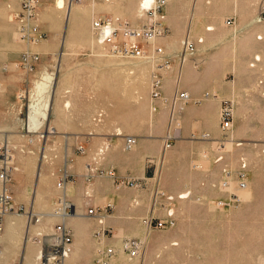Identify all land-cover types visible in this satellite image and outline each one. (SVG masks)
Listing matches in <instances>:
<instances>
[{
  "label": "rangeland",
  "instance_id": "rangeland-1",
  "mask_svg": "<svg viewBox=\"0 0 264 264\" xmlns=\"http://www.w3.org/2000/svg\"><path fill=\"white\" fill-rule=\"evenodd\" d=\"M142 1L66 0L65 8L59 9L56 0H48L43 10L37 7L36 17L38 26L43 22L47 29L59 30L48 54L47 32L37 44L28 45L20 38L15 19L20 0H0V75L8 79L9 67L12 79L27 81L24 87L15 79L6 81L17 98L8 107L0 102V124L10 125L0 127L9 139L6 162L12 165L14 157L30 162V153L42 143L39 138L38 144H27L18 136L30 134L26 130L36 82L45 70L55 73L46 123L62 125L58 126L62 132L82 130L99 139L82 156L78 147L85 148L84 144L76 150L71 144L51 142L48 136L44 160L53 161L57 153L60 158L64 151L66 157L91 160L92 167L77 164L86 173L112 171L110 176L145 170L152 177L157 167L155 179L148 183L154 191L147 193L154 203H95L106 210V218L79 220L84 227L98 229L107 223L102 234L118 242L122 253L118 262L264 264V0H166L159 9L164 35L144 44L142 58L124 57L98 42L92 27L95 19L125 18L121 12L128 11V19L140 20L133 27L147 24L149 17L140 13ZM187 38L195 51L182 60L181 42ZM27 46L39 55L32 66L31 60H24ZM159 46L170 56L168 67L160 60L162 55L153 52ZM21 56L27 70L21 66ZM157 79L161 98L165 92L170 99L176 90L191 91V99H154L152 83ZM3 87L1 83L0 92ZM23 94L27 98H19ZM206 97L220 101L215 111L204 106ZM224 103L231 111L228 129L220 126ZM73 123L85 126L73 128ZM126 135L160 137V142L150 140L132 150L135 145L127 148L120 142ZM167 139L170 145L165 148ZM124 179L137 182L130 188L139 184L135 177L117 180ZM240 179L246 182L243 189ZM11 219L15 223V217ZM169 219L172 224L164 229L146 225ZM49 231L51 236L55 227ZM129 240L142 245L137 257L124 254ZM7 259V252L0 253V264Z\"/></svg>",
  "mask_w": 264,
  "mask_h": 264
},
{
  "label": "crops",
  "instance_id": "crops-1",
  "mask_svg": "<svg viewBox=\"0 0 264 264\" xmlns=\"http://www.w3.org/2000/svg\"><path fill=\"white\" fill-rule=\"evenodd\" d=\"M49 4L50 2L48 0H38V7H41V10ZM121 13L125 18L119 17V19H123L130 24H137L140 21L138 19H128L130 18L128 11ZM41 23L39 22V32L44 37L47 32L48 40H45L44 47H49V54L51 47H55L56 45L59 30L55 29V27L49 30L46 26H43V22ZM43 36L38 43L44 40ZM26 48L28 50L23 53L28 54L27 61L31 60L30 64L32 66L33 60H37L39 55L30 50V47L27 46ZM153 52L156 53L155 47L153 48ZM180 52L182 56V50ZM160 55H162L160 58L161 61L170 60V56L163 54V51ZM21 60L22 56L20 57V62ZM5 63L1 68L2 70L5 68ZM21 66L23 70L26 69L22 62ZM33 68L38 69V67ZM7 69L10 68L7 67ZM7 69L8 79H4L0 75V84L2 83L5 87L0 92V102L2 105H7L8 107L14 105L17 92L15 89L13 90L9 87L6 81L15 79L16 83L17 81L20 82L21 87H24L27 81L26 78L22 77L20 79L19 77L12 79L13 72ZM17 75L19 74L17 73ZM160 77L163 82L165 76L160 73ZM175 92L176 90L172 94H175ZM186 93L189 96L187 100H178L188 102L191 99L192 93L191 91ZM171 97L174 100V96L172 95ZM171 97L169 99L167 94L163 92V97L160 98L162 101L167 102L168 99L169 101L171 100ZM65 103L66 101L63 103V107L66 109L67 106ZM203 104L205 107L215 111L219 107L220 101L218 98L206 97ZM58 126L62 125L57 124L56 127L55 125L50 126L48 123H45L41 127V134L26 130L30 134L18 136V138L25 140L27 144H38L39 138L42 139V143H39L40 146H38L36 153L34 151L30 153V162H24L19 157H14V163L12 165L7 164V166L11 167V178L7 185V190L12 197V202L15 207H19L21 210L20 212H12L10 215H5L2 219L0 253L7 252L8 259L6 264H48L45 257L50 255L51 252L49 248V240L51 237L49 235V229L52 228L53 231L56 225L61 224L71 233V242L69 243L71 250L69 255L60 264H107L108 260V264H123L121 259L119 262L116 259L122 256L121 250L117 249L118 242L109 241L102 234V231L106 229L105 226L107 225L105 224L107 223L98 229L96 227H84L83 223L79 220L94 219L96 216L94 217V215L89 214L87 211L91 208L95 210L97 206L99 207L97 215L103 216V220L106 218V210L101 205L95 203H154L151 198L152 196L147 199V193L154 191V187L150 189L148 183L151 179H155L157 167L155 165L152 177L146 174L145 170L137 175L128 172L122 174L115 173L114 176H110L104 173H86L78 165L83 164L84 168L92 167V161L87 159V157L80 159L72 155L66 157L63 154L65 153L64 151H62L60 158L59 153H57L58 155L53 161H49L48 159L44 160L42 152L46 142L49 141L48 136L51 137V142L71 144L75 146L76 150L77 145L84 144L85 148L84 152L81 153L82 156H87L89 151L94 149V145L98 142L97 140L99 138H93L89 136L92 134H88L85 131L62 132L58 130ZM84 126L80 123L72 124L73 128L81 129ZM0 127H10V125L1 123ZM34 133H37L38 136ZM126 136L135 137V147L132 150L141 149L143 144L150 140L154 143L155 141L160 142V137L150 135L146 137L141 135ZM126 136L120 140L121 144H126ZM211 136L213 137V135ZM8 142V136L0 133V145H7ZM141 155L142 159H144V154L141 153ZM68 162L71 166L68 165ZM2 163L3 160L0 159V168ZM125 177H135L138 179V186L134 188L125 186L118 187L115 184L116 180ZM59 180L63 181L62 189L56 187V183ZM1 188L2 184L0 182V191ZM11 217H15V223L11 222ZM99 224H103V221L99 222ZM108 248H112V253H106ZM124 254L128 255L126 251ZM49 263L56 264L54 261Z\"/></svg>",
  "mask_w": 264,
  "mask_h": 264
},
{
  "label": "built area",
  "instance_id": "built-area-1",
  "mask_svg": "<svg viewBox=\"0 0 264 264\" xmlns=\"http://www.w3.org/2000/svg\"><path fill=\"white\" fill-rule=\"evenodd\" d=\"M166 0H154L153 4L147 8H143V13L149 17V22L143 24L140 27H133L130 23L122 21L121 19L115 18H103L97 21H93L92 27L95 31L97 40L101 44H106L112 47L115 53L122 56L140 58L144 57L146 50L144 47L145 43L152 41L158 37L164 35L165 27L161 22L163 15L159 13V9L165 4ZM37 7L38 0H20L19 11L15 14V19L18 25V33L27 38L28 41H34V36L38 34L39 26L37 23ZM231 21L227 20L226 24L229 25ZM40 38L43 36L42 33L38 35ZM184 52H194V43L188 38L184 40ZM160 47H155L156 53H161ZM182 56V60H183ZM167 63V62H165ZM153 88L151 91L152 97L158 99L161 97L160 92V81L157 79L153 82ZM176 97L183 99L188 97L184 91H176L174 94L173 102H176ZM229 104L224 103L219 112L220 126L222 129H228L231 126V111ZM126 147L135 143V139L132 137H126ZM166 148L169 147V139L164 142ZM79 151L83 152V146L78 147ZM9 149L6 145H0V159L3 163L0 168V182L2 188L0 191V231L2 230V216L5 213L17 212L21 208H16L12 202V197L7 190V185L10 181V167L7 166V158L9 156ZM108 175H113L112 171L108 172ZM243 177V175H242ZM63 181H58L56 186L59 189L63 188ZM118 186H129L133 187L137 185L134 179L117 180ZM244 184V180H239V185ZM99 208L88 209L89 214L98 213ZM171 220H157L148 221L146 225L148 228L152 227L155 229H164L171 225ZM105 230L102 231L104 233ZM49 248L51 250L50 255L45 257L46 261H54L61 263L70 253L71 247L69 245L71 241V233L63 225L58 224L55 226V231L50 237ZM142 245L140 241L129 240L125 244V249L129 257H137L140 253ZM106 253H111V249H107Z\"/></svg>",
  "mask_w": 264,
  "mask_h": 264
},
{
  "label": "bare ground",
  "instance_id": "bare-ground-1",
  "mask_svg": "<svg viewBox=\"0 0 264 264\" xmlns=\"http://www.w3.org/2000/svg\"><path fill=\"white\" fill-rule=\"evenodd\" d=\"M56 1H57V7L59 9L65 8L66 0H56ZM153 1L154 0H143L141 2V4H140V11H141L140 13H143V11H142L143 8H147V7L151 6V4H153ZM99 19L100 18L95 19L94 21H97ZM101 19H103V18H101ZM210 29L212 30L213 28L211 27ZM39 33L40 32L38 31V34L34 36V41H28V39L24 38L23 35L21 36V34H20V38L22 39V41H24L26 43L37 44L40 41V39H41L38 36ZM94 33H95V31H94ZM153 40H155V39H153ZM184 40L182 41L183 48H184ZM200 41H202V39H200ZM161 50H162V48H161ZM182 52H183L182 56H183L184 59H185L186 55L190 53V52H184V49H182ZM124 57H126V56H124ZM140 58H142V57H140ZM24 60L25 61L28 60V55H26L24 57ZM165 62H166V60L164 61V63ZM165 66H168V64L165 63ZM55 76H56L55 73L47 72L45 70V72L42 74L41 80L36 82V84H35L36 85L35 86V91H34V94H33L32 102H30V111H29V118H28V123H27V128H28L29 132H39L41 127L46 123V121H48L49 114H50V109H51V104H52L51 103L52 102V95H53L54 90H55ZM152 85H153V83H152ZM186 94L188 96V93H186ZM25 97L27 98V96H25L23 94L19 98H25ZM188 97L183 98V100H187ZM178 99H180V98L176 97V100H178ZM118 135H121V134L118 133ZM126 137H128V136H126ZM129 137H132V138L135 139L134 136H129ZM134 144L129 145V147H127V148H131ZM165 148H166V146H165ZM124 180H126V179H124ZM239 187L242 188V189L245 188L246 187V182L244 181V184L243 185L240 184ZM5 214H7V213H5ZM91 215H94V214H91ZM94 216H98L97 213ZM111 253H112V249H111Z\"/></svg>",
  "mask_w": 264,
  "mask_h": 264
}]
</instances>
